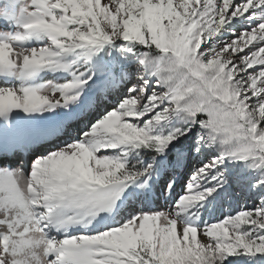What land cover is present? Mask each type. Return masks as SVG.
Here are the masks:
<instances>
[{"label":"snow or ice","instance_id":"snow-or-ice-1","mask_svg":"<svg viewBox=\"0 0 264 264\" xmlns=\"http://www.w3.org/2000/svg\"><path fill=\"white\" fill-rule=\"evenodd\" d=\"M0 264H264V0H0Z\"/></svg>","mask_w":264,"mask_h":264},{"label":"rangeland","instance_id":"rangeland-1","mask_svg":"<svg viewBox=\"0 0 264 264\" xmlns=\"http://www.w3.org/2000/svg\"><path fill=\"white\" fill-rule=\"evenodd\" d=\"M236 199H237V205L235 206H239L240 204H247L248 206H251V202L247 201L245 197H243L239 192H236Z\"/></svg>","mask_w":264,"mask_h":264}]
</instances>
